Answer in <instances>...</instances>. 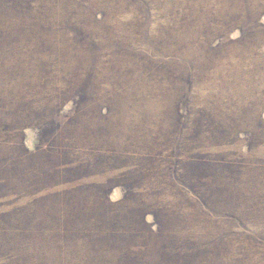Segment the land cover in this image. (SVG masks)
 <instances>
[{"label":"rangeland","instance_id":"rangeland-1","mask_svg":"<svg viewBox=\"0 0 264 264\" xmlns=\"http://www.w3.org/2000/svg\"><path fill=\"white\" fill-rule=\"evenodd\" d=\"M0 264H264V0H0Z\"/></svg>","mask_w":264,"mask_h":264}]
</instances>
